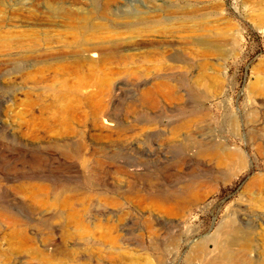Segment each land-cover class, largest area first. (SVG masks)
<instances>
[{
  "label": "rangeland",
  "instance_id": "rangeland-1",
  "mask_svg": "<svg viewBox=\"0 0 264 264\" xmlns=\"http://www.w3.org/2000/svg\"><path fill=\"white\" fill-rule=\"evenodd\" d=\"M253 255L264 0H0V264Z\"/></svg>",
  "mask_w": 264,
  "mask_h": 264
},
{
  "label": "bare ground",
  "instance_id": "bare-ground-1",
  "mask_svg": "<svg viewBox=\"0 0 264 264\" xmlns=\"http://www.w3.org/2000/svg\"><path fill=\"white\" fill-rule=\"evenodd\" d=\"M156 197L161 199L167 205H172L173 202H176L177 199H180V198H182L181 200H185L184 199L185 196L181 197L180 195H176V194H172V193H169V194L163 193L162 195L157 194ZM219 252H220L221 258H227L229 255L228 249L226 247L221 246L219 248ZM257 259H258L257 256L253 255L249 262L256 264L258 261Z\"/></svg>",
  "mask_w": 264,
  "mask_h": 264
}]
</instances>
